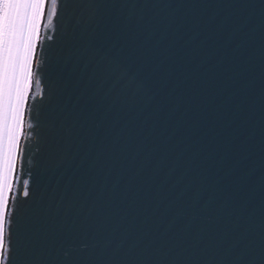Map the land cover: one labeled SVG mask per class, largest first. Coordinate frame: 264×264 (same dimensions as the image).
I'll use <instances>...</instances> for the list:
<instances>
[{"label":"snow or ice","instance_id":"snow-or-ice-1","mask_svg":"<svg viewBox=\"0 0 264 264\" xmlns=\"http://www.w3.org/2000/svg\"><path fill=\"white\" fill-rule=\"evenodd\" d=\"M0 264H264V0H0Z\"/></svg>","mask_w":264,"mask_h":264},{"label":"water","instance_id":"water-1","mask_svg":"<svg viewBox=\"0 0 264 264\" xmlns=\"http://www.w3.org/2000/svg\"><path fill=\"white\" fill-rule=\"evenodd\" d=\"M170 2H180V3H206V4H212V5H224V4H230V3H241L243 0H170ZM256 3H261L262 0H255ZM230 10L226 8H210L208 9V14L211 18L216 19L222 16H225ZM52 182H57V176L53 175L51 177ZM63 249H54L55 255L58 258L61 257V252ZM73 256H76L77 254L73 253ZM83 255V254H81Z\"/></svg>","mask_w":264,"mask_h":264}]
</instances>
